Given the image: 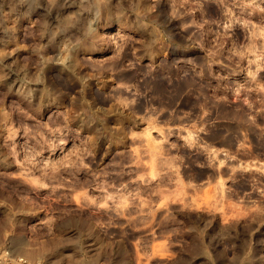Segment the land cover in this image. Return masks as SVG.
<instances>
[{
	"label": "rangeland",
	"instance_id": "1",
	"mask_svg": "<svg viewBox=\"0 0 264 264\" xmlns=\"http://www.w3.org/2000/svg\"><path fill=\"white\" fill-rule=\"evenodd\" d=\"M3 249L264 264V0H0Z\"/></svg>",
	"mask_w": 264,
	"mask_h": 264
},
{
	"label": "built area",
	"instance_id": "2",
	"mask_svg": "<svg viewBox=\"0 0 264 264\" xmlns=\"http://www.w3.org/2000/svg\"><path fill=\"white\" fill-rule=\"evenodd\" d=\"M11 256L12 254H10L7 251V249L0 250V264H11L12 260L16 258V256H14L13 258ZM19 259L23 260L21 257H19ZM97 264H102V263H97Z\"/></svg>",
	"mask_w": 264,
	"mask_h": 264
}]
</instances>
